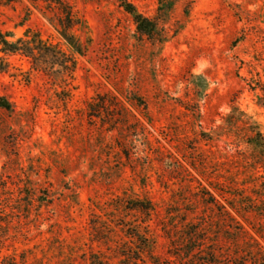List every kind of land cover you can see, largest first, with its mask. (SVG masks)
Wrapping results in <instances>:
<instances>
[{"label":"rangeland","instance_id":"obj_1","mask_svg":"<svg viewBox=\"0 0 264 264\" xmlns=\"http://www.w3.org/2000/svg\"><path fill=\"white\" fill-rule=\"evenodd\" d=\"M68 1L85 21L80 51L44 2L0 0L10 40L30 28L76 59L63 81L0 51L10 63L0 96L12 105L0 108V264H88L92 253L119 262L127 195L154 204L146 223L160 264H182L174 253L185 245H204L192 254L202 263L234 264L227 225L264 248V158L242 123H226L243 111L264 135V0H171L161 44L138 38L118 0ZM128 1L150 17L159 5ZM97 95L105 104L89 116ZM239 194L255 206L231 209Z\"/></svg>","mask_w":264,"mask_h":264},{"label":"trees","instance_id":"obj_2","mask_svg":"<svg viewBox=\"0 0 264 264\" xmlns=\"http://www.w3.org/2000/svg\"><path fill=\"white\" fill-rule=\"evenodd\" d=\"M32 1L44 2L45 8L48 11L54 12L56 15L58 33L75 50H83V45L76 31L85 27V21L68 0ZM118 2L124 11L131 15L136 34L140 40H146L153 44H161L166 41L168 38V31L165 25L169 18L170 9L168 3H171V0H159V5L153 17L144 15L138 11L136 6L128 0H118ZM10 36L11 33L9 31L3 32L0 30V51L4 55L16 53L24 55L29 59L31 69L33 70L40 71L54 78H60L63 81L66 80L67 76L72 78L76 68V59L72 53L63 50L57 44L51 43L47 39H43L38 31L30 28H28L22 36L14 40H10ZM9 66V61L5 57L0 56V72H6ZM263 86L262 84L260 89L264 93ZM97 98H100V96L97 95ZM103 99L104 97H101L100 102H91L88 104L89 116H96L101 113L100 109L105 104ZM0 108H4L8 111L12 110L11 103L4 96H0ZM234 113V110H232V112L227 115L229 120H226V123L229 126V131L232 132V130L238 126L237 124L239 122L242 123L245 129V142L251 148L252 155L257 154V158H264V135L257 126V123L255 121H245L242 119L243 116H247L243 111H239L240 117H234ZM229 122H231V124ZM252 179L256 178L253 176ZM207 194L208 200L210 201H206V203L213 204L214 197L209 192ZM232 200L234 203H229V207L233 210L235 209L237 212H240L238 208L245 211L246 206L249 209L255 206L254 201L250 200L246 195L239 194ZM122 208L126 214L122 216L120 220L121 223H117V221L115 223L116 228H118L124 237L117 239L120 235L118 230H115V241L119 246V256L122 258L115 264H147V258L153 264H160L155 254V240L150 233L149 225L146 223L154 211V204L152 201L144 196L127 195L122 200ZM223 212L228 219L235 221L228 210L223 208ZM128 215L130 218L128 217L126 219ZM140 215H142L143 218L140 219ZM259 227L260 226L256 227L254 230L258 234H261ZM193 228V226L190 227V230ZM227 229V234H230L227 238L234 247V249H232V254H230V258L238 260L235 261L234 264H264V248L247 232V230L241 225L239 228H232L230 225H227ZM193 234L194 233L191 231L186 233V241L194 238ZM179 251L180 252L174 253V257L178 260V263L191 264L190 262H192V264H217L216 261L212 260V257H208L204 263L193 257V253L197 254L204 252V245L194 247L185 245V248ZM212 253L216 256H220L218 251L213 250L211 254ZM205 254L209 256L208 253ZM221 256L224 257V255ZM239 261L240 263H236ZM88 264H108V262L103 259L101 254L92 253ZM173 264H175V262H173Z\"/></svg>","mask_w":264,"mask_h":264}]
</instances>
